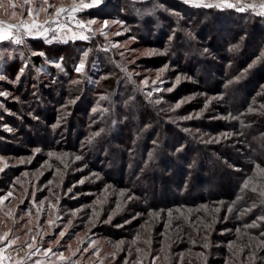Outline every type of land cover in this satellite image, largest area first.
Segmentation results:
<instances>
[{"label": "rangeland", "instance_id": "1", "mask_svg": "<svg viewBox=\"0 0 264 264\" xmlns=\"http://www.w3.org/2000/svg\"><path fill=\"white\" fill-rule=\"evenodd\" d=\"M50 2L57 6H60L61 3L67 6L71 3V0H50ZM167 2H169V5H166L163 0H107L106 3H103L102 0L100 5L76 14L77 19L85 21L94 19L97 21L92 26L97 29L96 33L94 35L87 33L90 35L88 41L69 40L67 44H64L59 39L61 34L57 33V39L53 40L51 44L46 43L43 38L32 39L26 37V42L22 45H13L7 42L0 45V51L5 53L3 59L0 60V74L6 76L5 81H0V91L11 93L8 98L0 97V104L4 105L3 108H0V155H3L9 164L5 172L0 173V196L7 195L9 191L12 192V196L0 208V233L9 232V239H16L17 241L12 248L6 250V255L10 253L13 257H16L17 250L22 249L19 255L23 256L24 252L27 251L26 245L33 242L31 237L36 236V244L40 248V252L32 256L27 261V264H35L38 259H47L48 264H51V261L56 260V257L50 253L49 257L45 258L42 255L43 251L48 247H52L54 253L64 252L68 256L70 255L68 251L69 245H71L73 251L78 247L80 249L76 256L72 257L78 264H125V261H128V264H132L128 258L119 261L122 254L115 247L117 242H124L122 248L127 243H130V246L136 244L137 246L142 245L150 248L152 244L158 246L162 241L165 243L168 237V244H171L172 248L179 250L189 244L187 240L183 239V222L185 221L189 223L187 225L189 228L191 227L190 224L196 226L193 232H197L201 240L194 241L195 239H193L187 248L174 253V258L179 255L183 260V257L188 254L187 249L190 252L187 256L202 258L205 257L201 254L202 252L191 253V251L204 248L210 254L206 253L207 257L204 258L201 264H207V258L213 257L212 259L214 260L224 258L222 249L225 248L229 250L225 264H251L248 259L250 252L257 254L256 264H264V261L260 259L264 257L263 253L260 254L264 245L260 244L261 240L258 236L251 234L248 231L249 229L239 222L235 210L232 213L227 211V207L230 205L229 200L211 198L212 195L210 193L215 192V190L210 192V189L217 184V179L208 183L207 188L210 189H207L208 191L206 189L203 190L205 192L202 198L203 201L197 203V206H166L162 204L161 206L153 207L149 201H144V197L137 196L128 188L113 183L108 174L102 172L101 167L103 169L108 168L111 172L110 175L116 176V178L120 177V175H113L114 158L107 160V156L104 157V154L103 157H99L101 154H94L89 158L88 154L83 155L82 160L75 161L74 156H70L68 159L69 167L66 169L64 164L55 157L49 158L47 155L49 151L82 155L67 147L72 136V132L68 130V118H64L61 125L53 129L52 125L56 122L48 124L43 120L46 117L44 115L49 114L52 103L48 101V103L42 104L39 102L40 104L32 108L31 104H25L23 100L15 99V97L20 96L17 90L19 86L24 88L26 86L32 92L41 94L43 87L48 88L52 83L56 82L58 74L63 72L57 70L51 63L52 61L62 63L66 74L67 72L74 74L72 80L80 81V83L74 85L81 86L84 82L95 80L94 75L97 74L99 77L98 81H101L102 87L107 81L106 84L108 85L102 88L98 82V89L96 92L93 90V93L89 94V100L88 96L84 97L85 93L83 94L82 90H75L72 98H70V100H75V103H73L75 108L72 104L69 105V109L65 107L66 110H64L63 117L69 116L73 110L78 108L77 112L80 115L84 112L88 113L87 118L92 124L97 122L108 123L111 128L110 132H113L119 126V122L125 120L122 117L119 120L115 111L119 110V103L123 104L122 99L127 95L128 98L125 102L132 100L129 110L136 125L133 140H137L131 143V162L126 171L127 175L131 173L130 176H132L135 167H142L143 142L146 136L138 128V119L141 116H146L155 120L153 112H157L160 119V131L163 130V133L159 131L160 134H157L154 138L152 137L155 143L150 153L154 156L155 167L150 169L148 173L150 176L152 175V178H154L155 171L156 173L162 171V176L169 175L164 171L165 165L172 167L173 164L169 161V158H171V155L177 156L175 155L177 149H180V152L183 151L181 155H187L188 158L187 163L182 165V167L185 171L186 169L189 170V177L196 175L195 170L198 167L195 168V163L206 158L209 161L211 159L212 161L210 162L217 166L221 164L220 167L225 169L222 171L227 173L226 178H228V171L231 172L232 183L236 186L241 184L243 187V181L253 174L255 164L248 155V150H246V141L236 133L235 126L238 119L224 118L236 116L228 111V103H226L228 97L226 94L219 91L222 90L220 88H223V84L226 86L231 80L238 79L237 63L228 62V43L227 47L221 50L222 55H214L207 44L211 37L210 41L214 46L223 48L224 41H228V36H231L228 31L232 27H236L237 23L240 22L253 21L258 15L253 12L252 8H248L245 13H237L235 10L220 11L217 9L197 8L190 4H184L183 0H167ZM232 2H236V0H232ZM242 2L256 4V11H260L258 7L259 0H242ZM4 3L6 7L0 9V19L4 20L6 24L9 22L18 23L21 18L27 19V8L29 5H25L24 0H14L16 17L10 15L13 9L7 4V0H4ZM155 4H159L161 7L156 9L154 7ZM30 6L33 8L37 6L35 0ZM231 11L235 14L230 13ZM43 19L44 15L41 14L40 20ZM105 19L122 21L123 26L121 24H110L106 29L107 36L101 35L99 29ZM261 20H264V17H261ZM72 24L74 25V21ZM124 27L129 28V31L124 32ZM162 30L166 32L167 36L169 35L168 39L164 38V36H162L163 40L158 38ZM116 32L121 34L115 35ZM197 33L200 35L197 36ZM51 36L52 34H49L50 38ZM133 36L135 40L131 39ZM243 38L236 45L239 49ZM153 39L156 44L154 46L146 41ZM175 42L177 44L182 43L189 48L185 54L183 68L182 66L172 65L170 62V51ZM113 45L116 46L113 47ZM191 47H193V50ZM252 48L250 47V50ZM29 49L36 52H45L47 61L39 55L32 56ZM205 49H207V52L204 51ZM150 50H156V53L153 54ZM84 51H89L86 66L83 73L77 74L74 71V66L79 63ZM20 53H23V59ZM64 55H66V58L61 60L60 58H63ZM237 56L242 60L248 59L246 55L239 56L237 54ZM37 58H39L40 62H37ZM25 62H28L25 74L19 82H15V77L19 74V68ZM189 64H192L190 69L187 67ZM250 64H253V61L249 62L246 65L247 67L242 70L243 75L253 69L252 67L249 68ZM165 65H168L167 69L157 79V73ZM37 68H41L42 71L37 72ZM114 68L115 71H112ZM116 68L126 69V74L128 72L132 73L131 79H129V84L131 83V86H133L132 90L130 87L123 85L121 90L123 92L120 95L117 94L118 91L114 87V82H116L117 78L119 79V71L117 72L116 70L118 69ZM252 71L255 74V71ZM177 76L181 77L179 83H176ZM197 76H199L201 82L197 80ZM101 77L105 78L102 79ZM145 79L148 81L147 84L142 83ZM154 80L156 81L155 85L152 83ZM212 80L220 83V87L211 83ZM208 81H210V85H208L210 90L204 88V84H208ZM48 84L49 86H47ZM157 86L160 89L172 88V91H155L154 89ZM261 86V89L255 90L257 91L255 98H259L264 94V83ZM232 87L231 91L241 93L242 96L246 95V89L249 92L255 88H245L239 85L235 87L233 85ZM126 88L129 89L126 90ZM48 89L51 90L50 87ZM149 91L153 93L150 98L146 97V93ZM217 91L220 93H217ZM102 96L107 97V99H101ZM77 97L79 98L77 99ZM209 98L213 99H211L208 108L205 109L204 105ZM158 99L161 103H154ZM180 101L185 102L181 104L179 109L170 110L174 109L175 104ZM166 104L167 108L165 109ZM261 104H264V99L262 101L256 99L255 105H253L255 106L253 112H259ZM93 108H97V112L93 113ZM105 109L107 111H104ZM247 109L244 114L248 113ZM197 113L200 114L198 118H196ZM190 114L194 116L191 120L178 119L181 116ZM33 116L38 117V119H33ZM50 119L53 121L54 118ZM5 126L10 127L13 131H5ZM143 128L146 131L148 126L145 125ZM185 128L191 131L185 132ZM36 129L42 131L43 134L40 137H35L34 132ZM225 132H231L233 135L225 138L221 135V133ZM73 134L75 136V133ZM213 137L218 138L220 142H204ZM161 143H172L175 145L171 155L169 153H160L155 148ZM64 144L67 145L65 146ZM36 147L42 149L41 153H33V149ZM109 150L110 147H107L106 152L108 153ZM188 150L191 152L187 153ZM109 156L113 157V154H109ZM26 157H32L31 163H18L20 158ZM101 158L104 159L103 162L100 161ZM162 159L164 161L167 159L166 163L162 164ZM45 161L50 167L45 165ZM189 161H191V166ZM91 162L101 165L97 167V165H92ZM261 167H264V165H261ZM58 168L64 172V179L61 184L63 190L57 191V193H50L46 185L49 186L48 181H53L55 178H57L58 182ZM37 170H40L42 175L36 176ZM140 171L143 172L144 167ZM23 173H28L29 175L24 176ZM93 173L98 174L100 179L93 176ZM150 176H148L149 179ZM85 177H88V179H84ZM16 178H19L20 183L13 184ZM81 179H84L83 184L79 183ZM125 180H129L128 177ZM150 183L151 181L145 186H148L150 191H155L157 188ZM165 184L161 181L159 189H157L159 193H161ZM16 185L26 186V188L22 192H17ZM253 186L257 188L256 192L251 190ZM68 188H72V191L68 192ZM174 188L177 187L171 186L170 189L173 191ZM262 188H264V179L256 177L254 184H250L249 188L246 189V192H250L251 195L253 194L257 198L253 203L255 207H251V212L255 213L258 210V213H260L264 209V203H262L264 197L259 195ZM186 189H189L187 185L185 186ZM121 191L125 192L124 196L120 195ZM33 193H35L37 202L45 196H50L49 200L57 204L56 196L60 197L57 208L53 210H49L48 202L45 201L44 211L39 216L40 219H43L42 223L40 219H37L36 209L32 207ZM130 196L133 199H129ZM194 198L197 200L198 197L194 196ZM21 200H23L22 203ZM221 201H223V204L219 203ZM118 202L121 207L117 211ZM30 208L32 209V214L28 215L27 212ZM216 208H220V211L215 213L217 222L209 229L205 225L211 223L214 209ZM9 209L15 210L11 218L5 215ZM161 209L164 211L161 212L159 217L153 218L147 215L149 211H160ZM178 209L179 211H177ZM76 210L80 211L73 218L71 213ZM94 210L100 214V219L98 218L95 225L89 223V218L93 216ZM168 210L173 212V219L170 227L166 228ZM113 212H115V215H113ZM110 215L112 216L111 221L104 223L105 220H102L104 216L109 217ZM49 217L55 221L54 226H49L47 223ZM69 219H72L73 227L68 229L66 235L57 244L59 232L67 225ZM255 220L259 225L264 223V221L259 219ZM146 221L148 222L147 224L145 223ZM12 226H14V229H12ZM198 229L200 233H198ZM138 233L141 238L136 243H133ZM120 234L130 236L132 240L121 238L115 242L112 237H118ZM149 235L151 236V245L144 243ZM205 243L209 246L204 247ZM6 244L7 241H5ZM229 244H232L231 249ZM152 252H155V250ZM113 253H115V257H113ZM243 257L245 259L241 261ZM146 260H142L143 264H152L153 257L148 254ZM157 260L158 264H160L159 258L156 259L155 264ZM168 264H171V262H168Z\"/></svg>", "mask_w": 264, "mask_h": 264}, {"label": "trees", "instance_id": "2", "mask_svg": "<svg viewBox=\"0 0 264 264\" xmlns=\"http://www.w3.org/2000/svg\"><path fill=\"white\" fill-rule=\"evenodd\" d=\"M107 0H103V3H106ZM163 2L166 5H169V2L167 0H163ZM232 14H235L234 12H230ZM234 17V15H233ZM237 23V22H236ZM237 28V29H236ZM232 32V34H231ZM228 33L231 36H228V41H224V47H216L213 45V43L210 41L212 38L210 37V40H208V48L212 49V52L214 55H222V51L225 47H227L228 43V62H233L232 64L237 63L238 68V79L231 80L232 83H229L228 85H222L223 88H220L223 93L226 94L227 102L228 103V111L233 113L236 117H239L238 122L235 126L236 133L239 134L243 138L244 141H246L248 150V155L250 158L254 161V164H261L264 165V109L259 108V112H251V113H245L246 109L251 106L253 109H255V103L253 101L259 100L262 101L264 99V94L259 98H255V95H257L256 89H261V84L264 83V57H261V51H264V20H261V17H255L253 21H245L237 23L236 27H232ZM200 34L197 33V36ZM168 39V36L166 35V32L162 30L161 35L158 36L160 40H163V37ZM244 37V38H243ZM243 38L242 45L239 49V47L233 48V46L237 45L240 42V39ZM202 40H204L202 38ZM150 45L154 46L155 41L153 40H146ZM214 46V47H213ZM250 47H253L252 50H250ZM189 48L185 47L182 43H173L172 50L170 51V62L172 65H176L178 67L183 68V61L185 58V54L188 51ZM193 50V47H191ZM214 49V50H213ZM199 50V48H198ZM239 50V51H237ZM219 52V54H218ZM237 52V53H236ZM243 56L246 55L248 59L242 60L237 56ZM66 58V55L63 56V59ZM251 61H256L255 65L252 67L255 71V74H253L252 70H249L245 75L243 74L242 70L247 67L246 65L249 64ZM37 62H40L39 58H37ZM187 63V62H186ZM213 64V63H211ZM231 64V65H232ZM124 65V64H123ZM125 66V65H124ZM192 64L187 65L189 69L191 68ZM236 66V65H235ZM117 72L119 71V79L117 78L116 82H114V87L118 91L117 94L120 95L123 91L122 87L128 86L132 90L131 86L132 84H129V77L126 74L125 71L121 70L120 68H116ZM72 71V70H71ZM115 71V68L112 70ZM237 71V70H236ZM241 75V76H240ZM74 74L65 72L58 74L57 80L55 83H52L50 86L49 84L47 86L50 87L51 90H49L47 87H43V91L41 94H36L35 92H32L30 88H25L23 86H19L17 88L18 92L20 93V99L23 100L25 104H31L32 108L36 107V105L40 103H52L51 109H49V114L44 115L46 117L43 118V120L46 123H54L57 121V118L60 116H64V110L66 108L64 107L66 105L67 109H69V105L67 106V102L72 98V95L75 90H82V93H85V98L88 96V100L90 99L89 94L93 93V90L96 92L98 89V76L97 74L94 75L95 80L84 82L83 85L78 86L71 83L72 78ZM197 80L201 82L199 79V76H197ZM230 81V80H229ZM253 81V82H252ZM108 82V81H107ZM106 82V83H107ZM252 82V84H251ZM104 84L103 87L101 85V81L99 82V86L102 88H105L108 84ZM208 84H204V88L208 89V85H210V81L207 82ZM211 83H214L215 85H218L220 87V83L214 82L212 80ZM126 84V85H125ZM130 85V86H129ZM244 86L247 87H255L254 90L249 91L246 89V95L242 96L241 93L233 92L231 91L233 89V86ZM129 88H126V90ZM210 90V89H208ZM35 93V95H33ZM217 93H220L217 91ZM128 96L126 95L122 99V103H119V110L115 111L117 118L120 120V118H124L125 120L122 122H119V126L115 128V131L110 132V126L108 123H100L97 122L95 124H92V122L87 118L88 113H83L82 115L77 112V109L73 110L69 116H66L64 118H68L69 120V127L68 130L72 132L71 141L70 144L67 146L68 149L72 151H76L79 154L88 155L89 158H91L94 154H101L99 157L107 156V160H110L111 158H114V174L113 175H120L119 178L113 177L111 172L108 170V168L103 169L102 172H105V174H108L111 181L117 185H122L125 188H128L129 190L133 191L137 196L144 197V201H149V203L154 207L161 206L162 204H165L166 206L169 205H184V206H197V203H201L203 200L202 198L205 195V192L203 191L206 189L208 191L210 188H207L208 183L212 182L213 180L217 179V184L210 189L215 190V192L210 193L213 199H226L229 200L230 205L235 201V211L237 213V216L239 213L247 208H251L253 206L254 201L257 199L253 194L251 195L250 192H246V189L242 187L241 184H238L237 186L234 185L231 181V172L228 171V178L227 173L225 171L224 167L217 166L216 164H213L211 159L206 160V158H203V160L195 163V168L198 167L197 170H195L196 175L189 177V170L182 167L185 163H187L188 158L187 155H181L183 151H177V153L174 155H171V152L175 148L174 144L169 143H161L159 146H155L159 152L165 154L169 153L171 155V158H169V161L173 164L172 167L169 165H165V172L169 175L162 176V171H156L154 172V178H152V175L150 176L149 170L155 167L154 165V156L152 154L151 158L149 157V153L154 148V140L153 138L156 137L157 134L163 133L160 131V119L159 114L157 112H153L155 120H152L150 117H144L141 116L138 119V128L145 133L146 138L144 137V149H143V157L141 158V166L144 167V171H140L142 167H135L133 170L132 176H130L131 173L126 174L127 168L130 165V156L132 153L131 143L134 136V130H135V123L131 116L132 113H130L129 107L131 106L132 100L130 102H125L127 100ZM86 100V101H88ZM40 102V103H39ZM72 106L75 108V105L72 104ZM167 108V104L165 105V109ZM258 109V108H256ZM194 111V108H193ZM43 113V112H41ZM76 113V114H75ZM131 114V115H130ZM50 118H54L53 121ZM243 121V123H241ZM155 123V126H154ZM148 126V129L145 131L143 128L144 126ZM172 127V126H169ZM37 128V127H36ZM100 129H104L103 132L100 133L99 136H96L93 139V142L91 144L87 143L88 138L91 136L94 132H99ZM160 131V133H159ZM110 132V134H109ZM75 133V136L74 134ZM136 133V132H135ZM166 133H168L166 131ZM35 137H40L42 131L40 129H36ZM109 134V135H108ZM153 137V138H152ZM74 139V140H72ZM33 142V141H32ZM139 143V142H138ZM32 144V143H31ZM140 144V143H139ZM65 146L67 144H64ZM56 148H60L58 146H55ZM110 147V150L108 153L106 152V148ZM189 149V148H187ZM186 149V150H187ZM185 150V151H186ZM191 151L188 150L187 153H190ZM109 154H113V157L109 156ZM116 156L114 157V155ZM210 155V154H209ZM167 160V159H166ZM165 160V161H166ZM100 161H104L103 158L100 159ZM162 159V164L166 163ZM191 166V161H189ZM92 165H97V167H100L99 165L94 162H91ZM242 165V164H241ZM110 167V166H109ZM146 167V168H145ZM220 167V169H218ZM245 167V166H244ZM250 167V166H249ZM167 169V171H166ZM147 170V171H146ZM177 170V171H176ZM219 170V171H217ZM175 171V172H174ZM234 173V172H233ZM150 176V179L148 178ZM126 177H128L129 180H125ZM166 183L165 187L162 188L163 190L161 193L157 191L159 189V185L161 184V181ZM177 179H179L177 181ZM240 179V178H239ZM151 181V185H154L157 189L155 191H150L148 189V186H145L147 183ZM235 181V180H234ZM57 178L53 180V183L47 187L52 189V193H57V191H62V185L57 188L56 187ZM188 186L189 189L185 190V186ZM228 185V186H227ZM171 186H176L177 188H174L173 191L170 189ZM30 187V186H29ZM209 187V186H208ZM228 187V188H227ZM17 189V192H22L25 190L26 186H18L15 187ZM208 189V190H207ZM217 190V191H216ZM176 191V192H174ZM164 192V193H163ZM29 194V192H27ZM26 193V194H27ZM207 193V192H206ZM218 193V194H216ZM176 195V196H174ZM187 195V196H184ZM183 196V197H182ZM193 196V197H192ZM195 197H198L197 200ZM50 197V196H49ZM209 200V199H208ZM207 200V201H208ZM206 201V202H207ZM257 210L254 212H249L246 215H244L241 219H239V222L244 225L252 223L253 220L257 219L259 215H264V209L258 213ZM40 219V218H39ZM100 219V218H99ZM108 217L104 216V219L107 220ZM41 223L43 222V219H40ZM183 239L187 240L189 244H186L183 246V248L177 250L176 248H168V237L165 241V243L162 241L158 246L152 244V247L148 248L146 246H137L136 244L134 246H130V243L125 244L123 251H121V259L119 261H123L124 259L128 258L130 262H133L136 260L137 257L142 258L143 261H147L148 254L150 257L157 256L159 258L160 264H168V262H171V264H201V262L204 260L206 255L210 254V252L206 249H195L191 251V253H198L202 252L205 257H197L193 258L192 256H187L190 252L188 251V254L183 257V260L181 256H175L173 257V254L182 251L185 248H187L190 245V242L192 243L193 239L201 240L200 235L197 234V232H193V229L195 230L196 226L190 224V228L187 227L189 225L188 222H183ZM115 225V224H114ZM14 226H12V229ZM247 228V227H246ZM192 229V230H190ZM249 232L251 234H254L258 236V238L262 241L264 240V236H261L260 233L262 230H264V223L261 224V227L258 228H248ZM190 233V234H189ZM198 233H200V230L198 229ZM196 234V235H195ZM109 236V235H108ZM168 236V235H167ZM110 237V236H109ZM196 237V238H195ZM114 241H118L121 238H128L129 241H131L130 236H126L125 234H120L115 237H112ZM184 240V241H185ZM174 245V243H173ZM137 247H140L142 250L139 256L136 249ZM157 247V248H155ZM161 247V248H160ZM178 248V247H177ZM163 249V250H161ZM155 250V252H152ZM224 251L223 257L221 260H214L212 258H207V264H225L226 259L229 255V250L222 249V252ZM228 251V252H227ZM207 253V254H206ZM264 255V248L262 249V252L260 251V254ZM194 255V254H193ZM173 257V258H172ZM145 258V259H144ZM245 257L241 258V261H243ZM205 260V262H206ZM158 264V260L156 262Z\"/></svg>", "mask_w": 264, "mask_h": 264}, {"label": "snow or ice", "instance_id": "3", "mask_svg": "<svg viewBox=\"0 0 264 264\" xmlns=\"http://www.w3.org/2000/svg\"><path fill=\"white\" fill-rule=\"evenodd\" d=\"M34 2V0H24V4L25 5H29V7L27 8V19L25 18H21L19 20L18 23L15 22H9V23H5L4 20L0 19V45L7 43L13 44V45H22L25 44L26 40L25 38H32V39H39V38H43L45 40L46 43L51 44L53 42V40L57 39L56 34L59 33L61 34L59 36L60 42L67 44L69 42V40L75 41V40H81V41H88L90 39V35H88L87 33L90 34H95L97 29H94L92 26L95 25L97 23L96 20L94 19H88V20H83V19H77L76 14L83 12L85 9H92L98 5H100L102 3V0H71V3L67 6H65L63 3L60 4V6H57L54 3H51L50 0H35V3L37 4V6L35 8L31 7L30 5H32ZM184 4H190L194 7L197 8H205V9H217L220 11H225V10H235L237 13H245L247 11L248 8H252L253 12H256V15L260 16V17H264V0H259V9L260 11H256L257 9V5L256 4H246L243 3L242 0H236V2H232V0H183ZM7 4L11 6V9H13L10 13V15L12 17H16L17 13L15 11L16 8V4L14 3V0H7ZM6 5L4 3V0H0V9L5 8ZM154 7L156 9H159L161 6L159 4H155ZM51 10V11H50ZM41 14L44 15V19L40 20V16ZM74 21V25L72 24V22ZM110 24H121L123 26V22L122 21H117V20H113V21H109L107 19L103 20L99 32L101 35L107 36V32L106 29L108 28V26ZM75 29V30H74ZM129 28L124 27V32H128ZM49 34H52L51 38L49 37ZM120 32H116L115 35H120ZM189 35H191L189 33ZM131 39L135 40V37H131ZM116 45H113V47H115ZM237 46H233V48H236ZM6 51V50H5ZM29 51L31 52L32 56H36L39 55L40 57L45 58V60L47 61V57L45 52L43 51H33L31 49H29ZM153 54L156 53V50H150ZM167 51V50H166ZM205 52H207V49L204 50ZM4 51H0V60L3 59L4 57ZM21 58L23 59V53H20ZM89 56V51H84L83 55L81 57V59L79 60V63L77 65L74 66V71L77 74H81L84 72L85 66H86V60L87 57ZM261 57H264V52L261 53ZM61 60L63 58H60ZM53 64V66L59 70L60 72H64V68L62 66V63L60 62H56V61H52L51 62ZM256 61H253V64L249 65V68L253 67L255 65ZM28 67V62H25L23 64L22 67L19 68V74L16 75L15 77V82H19L21 77L25 74V70ZM168 65H165L164 68L160 69L159 72L157 73V79L160 78V75L167 69ZM124 71H127L126 69H123ZM37 72L42 71L41 68H37L36 69ZM129 79H131L132 73L128 72L127 73ZM243 75V74H241ZM102 79L105 77H101ZM181 77L177 76L176 77V83L180 82ZM6 80V76L3 74H0V81H5ZM72 84H78L80 83L79 80H72L71 81ZM134 83V81H133ZM143 84H147L148 81L147 79H145L144 81H142ZM152 83L155 85L156 81H152ZM229 83H232L231 81ZM35 87V86H34ZM155 91H172V88H167V89H160L158 86L154 89ZM152 91H149L146 93V97H151L152 96ZM33 95H35V93H33ZM259 95V94H258ZM9 96H11V93L8 91H0V97H4V98H8ZM79 97H77L78 99ZM15 99L19 100V97H15ZM101 99H107V97H101ZM190 99V98H187ZM211 99L213 98H209V100L205 103L204 108L207 109L209 103H211ZM185 101H180L178 103L175 104L174 109H170L172 111H174L175 109H179L181 107V104L184 103ZM75 103V100H69L68 104H73ZM154 103L159 104L161 103V101L158 99L156 101H154ZM253 103H255V101H253ZM4 105L0 104V108H3ZM66 107V105L64 106ZM260 107L262 109H264V104H261ZM93 113L97 112V108H93L92 109ZM104 111H107L106 109ZM254 109L249 106V108L247 109L248 113L253 112ZM29 115H31V113H29ZM199 113L196 114V118L199 117ZM194 116L193 115H187V116H181L178 119L180 120H191L193 119ZM225 119H239V117H224ZM33 119H38V117L33 116ZM64 117L60 116L57 118V121L55 124L52 125L53 129L58 128L62 121H63ZM241 123H243V121H241ZM5 131L8 132H12L13 129H11L10 127L5 126L4 128ZM104 129H100L99 132H94L91 134V136L88 138L87 143L91 144L93 142V139L96 136H99L101 132H103ZM185 132H190V129L185 128L184 129ZM222 136H224L225 138L233 135V133L231 132H225V133H221ZM205 143H219V139L216 137H213L210 140L204 141ZM155 143V142H154ZM42 149L40 147H36L33 149V153H41ZM177 151H180V149H177ZM49 158L55 157L57 160H59L62 164H64L65 169L69 167L68 164V159L70 156H74V160L75 161H80L83 159L82 155H78V154H70L68 152H55V151H49L47 153ZM152 153H149V157L151 158ZM32 161V157H26V158H20L18 160L19 164H27V163H31ZM45 165L49 166L47 164V161H45ZM9 167V164L6 161V158L3 155H0V173H4L5 170ZM79 170V169H78ZM239 171V169H237ZM24 176H28V173H23ZM36 176L42 175V172H40V170H37V172L35 173ZM57 175L59 177L58 182L56 183V187L59 188L63 182L64 179V172L61 171L59 168L57 169ZM93 176H95L97 179H100L99 175L96 173H93ZM256 177H260L261 179H264V167H261L260 164H255V168L253 170V174L248 176L244 181H243V188L247 189L249 188L250 184H254L255 182V178ZM84 179H88V177H85ZM84 179H81L79 181L80 184L84 183ZM16 183H20L19 178H16L13 181V184ZM53 183V181H48V185H51ZM46 187H48L46 185ZM253 192L257 191V188L255 186L252 187L251 189ZM68 192L72 191V188H68L67 189ZM49 192H52V189L49 188ZM121 196L125 195L124 191L120 192ZM259 195L261 197H264V188H262L259 192ZM12 196V192L9 191L7 193V195L4 196H0V208H2V206L4 205L5 201L8 200V198ZM60 197L56 196V201L58 204ZM129 199H133V197H129ZM45 201L48 202L49 205V210H53L57 208V204L52 203L51 200H49V197L45 196L43 199L39 200L37 202L36 200V196L35 193L32 194V207L36 209V216L37 219H39L40 214L44 211V204ZM23 202V200H21V203ZM221 204H223V201L219 202ZM262 203H264V201H262ZM235 205L236 202L234 201L231 205H229L227 207V211L229 213H232L235 210ZM121 205L119 204V202L117 203V211L120 209ZM207 207V206H204ZM253 207H255V205H253ZM80 210H76L73 211L71 213V216L73 218L76 217L77 212ZM164 210L161 209L160 211H149L147 213V215L149 217H159L161 212H163ZM179 211V209L177 210ZM220 211V208H216L214 209V213H213V219L211 221L210 224L205 225L207 228H211L213 224H215L217 222V218L215 216V213H218ZM252 208H247L242 210L239 215L237 216V219H241L244 215H246L247 213L251 212ZM15 210L14 209H9V211L7 213H5L6 216H8L9 218H11L14 215ZM28 215L32 214V209L30 208L27 212ZM99 212H96L95 210L93 211V216L89 218V223L95 225L96 221L99 218ZM113 215H115V212H113ZM181 215H183V213H181ZM167 216H168V223L165 224V227L168 228L171 225V221L173 219V212L171 210H168L167 212ZM59 218V217H57ZM112 219V216L110 215L108 217L107 220L104 221V223H109ZM257 219L264 221V215L259 216ZM47 223L49 224V226H54L55 225V221L49 217V219L47 220ZM146 224L148 223L147 221L145 222ZM73 227V221L72 219H69L67 222V225L63 228V230H61L59 232V237L56 241L57 244H59V240L62 239L66 233L68 232V229ZM143 227V226H142ZM245 227L247 228H258L261 227V225H259L256 220H253L252 223L250 224H246ZM9 232H3L0 233V245H5V241H7V244L5 246H0V264H27V261L31 259L32 256L37 255V253L40 252V248L37 246L36 244V236H32V243H28L26 245L27 247V251L24 252L23 256L19 255V252L22 251V249L17 250V256L13 257L10 253L6 255V250L12 248L13 245H15L17 243L16 239H9ZM37 235H39V233H37ZM261 236H264V230L261 231L260 233ZM140 234L138 233L137 236L135 237V239L133 240V243H136L137 240H139ZM207 239V238H206ZM123 241H119L117 242V244L115 245L116 249L118 251H123L122 245H123ZM145 244L147 245H151L152 241H151V236L149 235V237L147 239H145L144 241ZM261 245H264V240L260 241ZM171 244H168L167 247L170 249L171 248ZM209 245L207 243H205L204 247H208ZM250 247V246H249ZM229 248H232V244H229ZM163 250V249H161ZM68 251L70 253V255L66 256L64 252H58V253H54L52 247H48L47 249H45L42 253L43 257L48 258L49 254L51 253L53 256L56 257V260L51 261V264H78L77 261L73 260L72 257L76 256V253L80 251L79 247L73 251L71 249V245H69L68 247ZM85 251H87V249H85ZM137 253H141V249L137 248L136 249ZM242 251V249H241ZM113 257H115V253L112 254ZM156 259H158V257H153L152 260V264H155ZM249 261L251 262V264H256V260H257V254L255 252H250L249 257H248ZM262 261H264V257L260 258ZM35 264H48L47 259L46 260H36ZM125 264H128V261H125ZM132 264H143L142 262V258L138 257L136 261L132 262Z\"/></svg>", "mask_w": 264, "mask_h": 264}, {"label": "built area", "instance_id": "4", "mask_svg": "<svg viewBox=\"0 0 264 264\" xmlns=\"http://www.w3.org/2000/svg\"><path fill=\"white\" fill-rule=\"evenodd\" d=\"M260 10V9H259Z\"/></svg>", "mask_w": 264, "mask_h": 264}]
</instances>
